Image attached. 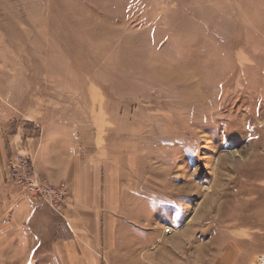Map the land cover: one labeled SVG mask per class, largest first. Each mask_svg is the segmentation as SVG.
I'll return each mask as SVG.
<instances>
[{
	"label": "rangeland",
	"instance_id": "374dc122",
	"mask_svg": "<svg viewBox=\"0 0 264 264\" xmlns=\"http://www.w3.org/2000/svg\"><path fill=\"white\" fill-rule=\"evenodd\" d=\"M57 134L82 212L35 164ZM2 185L0 264H264V0H0Z\"/></svg>",
	"mask_w": 264,
	"mask_h": 264
},
{
	"label": "crops",
	"instance_id": "0c3cea01",
	"mask_svg": "<svg viewBox=\"0 0 264 264\" xmlns=\"http://www.w3.org/2000/svg\"><path fill=\"white\" fill-rule=\"evenodd\" d=\"M70 133V132H69ZM71 136V134H70ZM38 139H33L35 142H30V147L34 150L35 153V164L41 174H45L46 176L53 179L55 182H65L68 190H69V200H70V207L72 212H82V202H81V195L82 193V182L80 180V172L81 168H78V162L75 157L79 152L78 148L74 146L70 147L68 145V139H65L63 134H57V138H54L50 141L48 137H41ZM31 141V139H30ZM71 142V140H70ZM94 184L88 183V191L89 194H85V199H90L88 201V205L92 207L91 203V195L94 193L93 191ZM1 189V201L8 202L10 206L8 209L3 207L4 209L0 212H19L16 210V199L11 197V195L7 196V192L5 186L2 185ZM23 201L19 206H24ZM34 203H30V206L26 208L25 212H33L36 209ZM25 207V206H24ZM70 210V212H71Z\"/></svg>",
	"mask_w": 264,
	"mask_h": 264
},
{
	"label": "built area",
	"instance_id": "2783aa9c",
	"mask_svg": "<svg viewBox=\"0 0 264 264\" xmlns=\"http://www.w3.org/2000/svg\"><path fill=\"white\" fill-rule=\"evenodd\" d=\"M20 170L22 176H19L17 179V184L21 186L23 189L24 186L30 192H34V194H44L47 198L48 205L55 211L59 212L66 206V195L62 188H56L49 186L48 183L38 180L35 178L29 168L28 161L23 158H18L17 166ZM13 168H9V173L13 176ZM31 175L32 178H27L26 176ZM28 179V183H24ZM16 180V179H15ZM67 226L70 225L67 223Z\"/></svg>",
	"mask_w": 264,
	"mask_h": 264
}]
</instances>
